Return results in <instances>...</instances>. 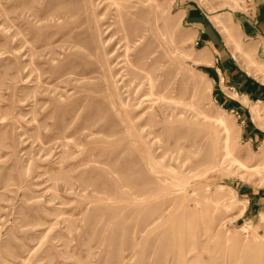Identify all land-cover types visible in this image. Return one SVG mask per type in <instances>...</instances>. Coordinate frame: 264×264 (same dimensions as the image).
I'll return each mask as SVG.
<instances>
[{"label": "rangeland", "instance_id": "rangeland-1", "mask_svg": "<svg viewBox=\"0 0 264 264\" xmlns=\"http://www.w3.org/2000/svg\"><path fill=\"white\" fill-rule=\"evenodd\" d=\"M189 6L264 84V0H0V264H264V101Z\"/></svg>", "mask_w": 264, "mask_h": 264}, {"label": "crops", "instance_id": "crops-1", "mask_svg": "<svg viewBox=\"0 0 264 264\" xmlns=\"http://www.w3.org/2000/svg\"><path fill=\"white\" fill-rule=\"evenodd\" d=\"M185 18L187 23L190 24L194 37L202 41L203 49H207L211 53V56H209L211 64L209 66L212 68L214 78L219 80L216 93L214 94L215 100H219L220 104L226 109H238L237 101L232 100L236 98L225 92L220 84L221 82H226L225 87L230 89L233 86L237 92L240 91V94L247 96V98H256L264 101L263 82H259L257 78L241 69L237 63H233L231 57L223 55L225 43L217 27L208 23L204 14L201 11H196L191 6L185 11ZM241 28L242 35L250 40H258L260 43L258 46L264 52V16L258 10L255 11L243 20ZM249 134L251 135L250 139H258L260 137L264 139V130L262 132L261 130L257 132L251 131Z\"/></svg>", "mask_w": 264, "mask_h": 264}, {"label": "built area", "instance_id": "built-area-1", "mask_svg": "<svg viewBox=\"0 0 264 264\" xmlns=\"http://www.w3.org/2000/svg\"><path fill=\"white\" fill-rule=\"evenodd\" d=\"M230 89H232V90H235V91H236V89H235L233 86H232ZM236 93H237V91H236ZM230 111H231V112H233V114H235V116H236L237 118H240L241 122H243V121H244V118H242V116H241V113L239 112V110H238V109L231 108V109H230Z\"/></svg>", "mask_w": 264, "mask_h": 264}, {"label": "bare ground", "instance_id": "bare-ground-1", "mask_svg": "<svg viewBox=\"0 0 264 264\" xmlns=\"http://www.w3.org/2000/svg\"><path fill=\"white\" fill-rule=\"evenodd\" d=\"M236 93V92H235ZM237 94V93H236ZM219 122L224 125V121L223 120H219Z\"/></svg>", "mask_w": 264, "mask_h": 264}]
</instances>
